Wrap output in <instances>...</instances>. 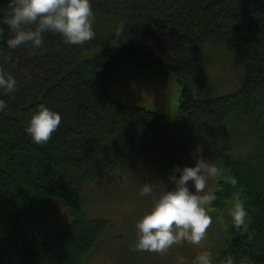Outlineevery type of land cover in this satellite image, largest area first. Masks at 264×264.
<instances>
[{
	"label": "trees",
	"instance_id": "1",
	"mask_svg": "<svg viewBox=\"0 0 264 264\" xmlns=\"http://www.w3.org/2000/svg\"><path fill=\"white\" fill-rule=\"evenodd\" d=\"M6 5L0 0V19ZM92 8V39L67 44L49 31L43 51L30 45L9 49L12 33L0 23V71L14 75L17 84L14 92L0 90L6 101L0 111V264H85L114 231L108 219L87 215L84 192L116 175L114 168L161 119L118 103L109 91L115 71L130 65L154 76L163 66L173 70L182 89L179 108H196L213 142L245 132V144L234 153L224 147L214 152L238 182L216 180L211 215L216 222L225 216L228 227L217 222L213 253L217 259L230 254L237 264L264 263V0H92ZM219 64L229 77L239 75L241 88L201 98L199 82L224 83L225 77H209ZM41 103L58 111L61 122L38 144L25 127ZM116 179L122 182V176ZM238 191L248 212L242 232L227 217ZM47 200L69 209L66 224L43 223L40 204Z\"/></svg>",
	"mask_w": 264,
	"mask_h": 264
},
{
	"label": "rangeland",
	"instance_id": "2",
	"mask_svg": "<svg viewBox=\"0 0 264 264\" xmlns=\"http://www.w3.org/2000/svg\"><path fill=\"white\" fill-rule=\"evenodd\" d=\"M221 66L224 68L225 65L219 64L218 69H210L208 73L216 81L225 77L224 83L217 85L218 81L214 82L216 84H211V81L209 84L199 82L200 86L195 87L200 89L201 98H208L207 92L214 93L227 88L223 93H232L239 87L236 86L239 75L229 77ZM113 76L114 82L109 91L118 103L130 108L151 110L158 113L161 119L159 126L130 158L121 167L114 168L116 175L112 173L101 178L95 187L84 192L87 215L106 218L114 227L113 232L111 228L104 240L94 246L86 257L85 264H177L178 255L185 258L184 264H192L199 251H214L220 235L217 222L213 219L199 245L184 241L174 244L163 253L137 250L133 247L136 239L135 222L153 200L152 194L139 196V189L145 182L152 183L157 190L172 187L169 174L173 166L193 165L198 156L217 163L214 152L224 147L234 153L239 144H245L242 137L245 132L240 129L239 137L234 132L231 137L213 142L206 133V127L200 121L196 108L190 106L188 112L179 108L181 84L174 78L173 70L169 67H161L158 75L154 76L130 65L119 68ZM230 80L231 84L226 87ZM220 93L222 94L221 91ZM116 176H122L121 183ZM215 183L216 181H209L214 188ZM40 205L39 215L46 225L49 223L53 228H58L69 221V209L58 200H47ZM115 237L117 239L113 240ZM248 261L249 264H264L251 259Z\"/></svg>",
	"mask_w": 264,
	"mask_h": 264
},
{
	"label": "clouds",
	"instance_id": "3",
	"mask_svg": "<svg viewBox=\"0 0 264 264\" xmlns=\"http://www.w3.org/2000/svg\"><path fill=\"white\" fill-rule=\"evenodd\" d=\"M0 23L6 24L12 35L6 39L9 49L30 45L43 51L44 34L57 32L67 44H82L95 35L92 0H7L2 8ZM0 39L4 30L0 28ZM16 78L11 73L0 71V90L14 92ZM6 108V101L0 99V111ZM61 122V114L41 103L31 114L25 131L38 144L47 142ZM223 179L237 184V177L228 175L215 162L198 156L193 165H174L169 174L172 187L157 188L145 182L139 189L141 197L153 195L150 207L135 222L136 239L133 247L141 251L163 253L174 244L188 241L199 245L213 222L211 205L216 198L214 185L209 181ZM227 217L237 232L248 228V212L241 193L235 192L227 208ZM228 227L226 217L215 218ZM185 258L177 256V264H184ZM192 264H237L227 254L216 258L210 250H202L193 258ZM239 264H249L241 259Z\"/></svg>",
	"mask_w": 264,
	"mask_h": 264
}]
</instances>
